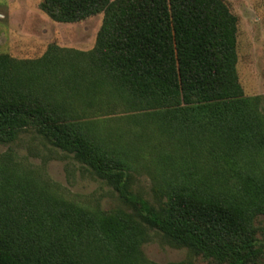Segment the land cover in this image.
Wrapping results in <instances>:
<instances>
[{
	"label": "trees",
	"instance_id": "trees-1",
	"mask_svg": "<svg viewBox=\"0 0 264 264\" xmlns=\"http://www.w3.org/2000/svg\"><path fill=\"white\" fill-rule=\"evenodd\" d=\"M41 6L59 22L104 13L95 49L75 53L92 71L76 81L78 89L86 92L94 81L102 94L109 88V98L140 107L132 116L140 136L164 140L176 155L169 159L160 148L156 156L165 189L155 206L131 190L127 149L71 109L72 92H34L27 82L39 77L30 72L34 65L20 76L0 59V141L36 129L92 167L134 209H90L0 166V264H152L141 250L149 228L216 264H260L264 227L252 217L264 206L255 168L264 152V116L260 98L247 96L239 80L238 20L229 6L223 0H42ZM59 65L53 61L48 70ZM82 70L70 64L67 72ZM139 145L140 139L131 148Z\"/></svg>",
	"mask_w": 264,
	"mask_h": 264
},
{
	"label": "rangeland",
	"instance_id": "rangeland-1",
	"mask_svg": "<svg viewBox=\"0 0 264 264\" xmlns=\"http://www.w3.org/2000/svg\"><path fill=\"white\" fill-rule=\"evenodd\" d=\"M223 1L238 20L239 80L247 96L260 98L258 106L264 116V0ZM41 2L0 0V59L6 71H13L11 68L15 65L21 76L23 69H31L34 65L30 72L36 71L39 77L27 80L34 92L50 95L53 94L51 91L57 90L56 87L66 94L72 92L68 97L71 109L76 110L80 118L97 122L96 125L111 144L127 149L133 164L131 190L143 195L153 205L160 206L164 199L165 181L163 171L159 169L164 163L156 156L160 148H163L164 154L169 152V159L176 154L164 140L152 138L149 141L140 136V121L132 119L134 114L140 113V107H133L128 101H118L113 96L109 98V88L102 94L98 91L97 82L88 85L86 92L78 89L76 84L77 80L92 74V71L89 60L75 53H88L95 49L104 13L77 22H59L42 8ZM53 61L60 63L58 71L48 70ZM64 63L69 65V69L70 64H82L83 70L77 76L72 72L70 74L67 72L69 69L62 68ZM103 82L106 83L104 79ZM139 139L140 147L132 149ZM179 161L182 162L181 159ZM0 166L24 179L35 178L39 185L81 206L110 214L120 210L134 213L112 184L73 154L52 144L36 129L21 133L16 140L0 141ZM228 168L226 164L223 172ZM255 168L264 183V152ZM252 221L264 227V206L256 210ZM259 237L264 240V232ZM141 250L152 264H216L212 258H206L188 246L169 242L154 228H149L148 239ZM260 264H264V256Z\"/></svg>",
	"mask_w": 264,
	"mask_h": 264
}]
</instances>
